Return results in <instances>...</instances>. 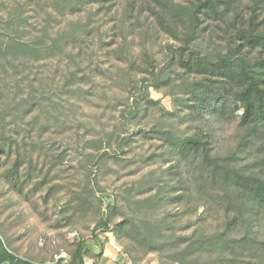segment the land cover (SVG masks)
<instances>
[{"label":"rangeland","instance_id":"obj_1","mask_svg":"<svg viewBox=\"0 0 264 264\" xmlns=\"http://www.w3.org/2000/svg\"><path fill=\"white\" fill-rule=\"evenodd\" d=\"M171 2L187 6L190 1ZM157 3L117 0L112 7L83 6L53 21L57 32L72 24L87 26L75 40L64 43L61 56L32 63L26 70L8 63L0 68V135L16 139L39 170L50 171L48 186L54 187L48 205L38 198L32 202L38 208L13 196L0 199L2 228L20 257L37 264H69L80 241L96 250L104 246L109 231L97 230L96 238L93 230L100 218L108 219L109 205L117 206L110 224L114 228L140 216L135 201L154 196L153 201H173V193L168 197L167 192L174 182L164 163L169 144L158 130L193 133L177 117L184 109V102L178 104L173 96L179 92L181 68L169 62L170 51L182 44L186 29L181 24L176 38L158 26L152 13ZM32 15L37 33L44 14ZM214 30L213 40L206 33L196 41L203 56L217 54L226 45L223 27ZM247 58L253 64L264 58V51L254 50ZM73 72L81 88L75 93L66 88ZM34 87L38 90L32 94ZM244 133L232 120L220 134L218 149L230 151ZM163 210L141 213L148 221H158L165 217ZM112 236L111 243L123 250L124 238ZM145 260L172 264L157 253Z\"/></svg>","mask_w":264,"mask_h":264},{"label":"trees","instance_id":"obj_2","mask_svg":"<svg viewBox=\"0 0 264 264\" xmlns=\"http://www.w3.org/2000/svg\"><path fill=\"white\" fill-rule=\"evenodd\" d=\"M115 1L0 0V68L8 63L15 70L18 66L26 70L32 63L61 56L64 43L76 39L87 26L72 24L67 31L57 32L54 22L80 12L83 6L112 7ZM154 1L158 3L152 13L158 26L178 38L179 26L185 25L182 44L170 51L169 62L181 68L179 92L173 96L178 104L184 102V111L177 117L193 133L178 134L171 127L158 130L169 144L164 163L174 182L167 192L168 197L173 193V201H153L156 196L135 201L140 216L114 228L110 224L117 206L109 205L108 219L100 218L94 237L99 229L109 231L108 245L113 234L123 237V250L114 246V252L116 257L126 255L131 264L143 262L151 253L172 264H264V58L253 64L247 58L254 50L264 51V0H252V4L248 0H189L187 6ZM33 5L38 8L30 10ZM41 12L44 22L35 33L32 13ZM215 26L223 27L226 45L217 54L203 56L196 41L206 33L213 40ZM77 76L73 72L68 78L70 92L81 90ZM37 90L32 88V94ZM235 119L244 136L222 153L220 134ZM21 147L13 137L0 135V199L8 201L13 196L38 208L32 203L38 198L48 205L54 192L48 186L51 172L39 170ZM171 206L173 213L168 210ZM163 208V219L142 217L143 210ZM66 220L71 222V216ZM0 264H37L17 254L1 222ZM69 264H97L85 240L75 246Z\"/></svg>","mask_w":264,"mask_h":264},{"label":"crops","instance_id":"obj_3","mask_svg":"<svg viewBox=\"0 0 264 264\" xmlns=\"http://www.w3.org/2000/svg\"><path fill=\"white\" fill-rule=\"evenodd\" d=\"M110 245L105 243L104 246L98 250L89 247L90 253L93 257V261H96L97 264H131V263H127L125 255L116 257L115 255L116 253L114 252V248H113L116 245L114 244H112L113 246ZM100 254H103V256L100 257L99 256ZM140 264H149V263L147 260H145Z\"/></svg>","mask_w":264,"mask_h":264},{"label":"built area","instance_id":"obj_4","mask_svg":"<svg viewBox=\"0 0 264 264\" xmlns=\"http://www.w3.org/2000/svg\"><path fill=\"white\" fill-rule=\"evenodd\" d=\"M76 236V235H75ZM77 238V237H76Z\"/></svg>","mask_w":264,"mask_h":264}]
</instances>
